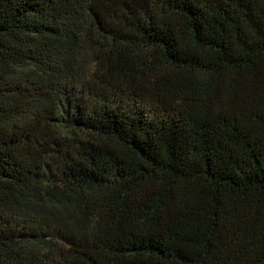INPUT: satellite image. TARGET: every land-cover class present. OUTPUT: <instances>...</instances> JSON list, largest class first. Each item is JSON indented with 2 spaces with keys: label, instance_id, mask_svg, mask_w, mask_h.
Here are the masks:
<instances>
[{
  "label": "trees",
  "instance_id": "obj_1",
  "mask_svg": "<svg viewBox=\"0 0 264 264\" xmlns=\"http://www.w3.org/2000/svg\"><path fill=\"white\" fill-rule=\"evenodd\" d=\"M0 264H264V0H0Z\"/></svg>",
  "mask_w": 264,
  "mask_h": 264
}]
</instances>
